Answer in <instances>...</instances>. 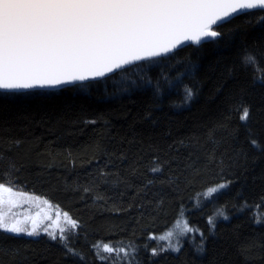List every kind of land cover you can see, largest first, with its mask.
<instances>
[{"label":"trees","instance_id":"1","mask_svg":"<svg viewBox=\"0 0 264 264\" xmlns=\"http://www.w3.org/2000/svg\"><path fill=\"white\" fill-rule=\"evenodd\" d=\"M215 30V40L97 82L0 93V173L79 222L73 253L0 231V264H111L97 258L98 241L127 249L122 264H264V222L255 220L264 213V81L244 63L252 54L264 67V11ZM177 78L190 101L166 82ZM181 217L195 233L178 252L158 249L149 237Z\"/></svg>","mask_w":264,"mask_h":264},{"label":"snow or ice","instance_id":"2","mask_svg":"<svg viewBox=\"0 0 264 264\" xmlns=\"http://www.w3.org/2000/svg\"><path fill=\"white\" fill-rule=\"evenodd\" d=\"M250 10L264 11V0H0V89L55 87L104 77L133 62L171 53L185 42L201 45L214 40L220 33L213 25L222 26L233 15ZM244 63L264 81V67L255 55H246ZM166 82L173 89L183 88L185 102L192 99V89L179 78ZM249 115L244 107L239 119L247 122ZM0 177V231L27 236L44 233L67 248L79 222L49 200L17 189L10 171ZM225 187L220 184L209 193ZM21 201L40 211L34 216L30 210L13 214ZM255 220L264 222V213ZM208 223L214 227L212 218ZM181 225L180 235L194 231L186 220H177L174 228ZM173 235L169 230L159 239ZM93 247L101 261L115 255L114 264H118L119 253L125 259L129 256L127 249L110 243L98 241ZM169 248L180 250L171 244Z\"/></svg>","mask_w":264,"mask_h":264},{"label":"rangeland","instance_id":"3","mask_svg":"<svg viewBox=\"0 0 264 264\" xmlns=\"http://www.w3.org/2000/svg\"><path fill=\"white\" fill-rule=\"evenodd\" d=\"M224 190V188L223 189H219L217 192H215V193H209V190H207V191H205L204 193H202L201 195H199L198 197H197V199L195 200V205L196 206H198V205H200V204H202V203H204V202H206V201H208V200H210L214 195H216V194H218L219 192H221V191H223ZM20 191H22V190H20ZM23 192V191H22ZM26 193V192H25ZM29 194V193H28ZM27 210H30V213H31V215H35L38 211H40V208H38V207H36L34 204H32V203H30V202H23V201H21L20 202V206L19 207H17V208H13L12 209V213L13 214H20V213H22V212H25V211H27ZM45 210H49V209H45ZM52 211V214H53V216H55V211H54V209L53 210H51ZM179 220H181V221H184V219L181 217ZM177 222V221H176ZM176 222L169 228V230H173V232H174V235L172 236V237H170V238H166V239H164V240H161V239H159V237H161V236H163L165 233H167L168 231H166L164 234H162V235H160V236H157L156 237V239H151V240H153L156 244H157V248L158 249H160V250H164V249H167V251H171V252H177V251H172L171 250V248H169V245L171 244V245H173V246H177V247H179L180 248V242L182 241V239H184L186 236H188L189 234H194L195 232V230L194 231H192V232H187V233H185V234H183V235H180V232H181V230H182V227H183V225H181V227L180 228H174V225L176 224ZM46 223H50V222H46ZM61 223H63V221H61ZM77 233V231L75 232V234ZM75 234L74 235H72L71 236V238L72 237H74L75 236ZM19 236H26V234H19ZM29 237H33V238H45V239H47V240H49V241H52V242H58L60 245H62V246H64V244H62L59 240H52V239H50L49 238V236L47 235V234H44V233H41L40 235H37V236H29ZM70 238V239H71ZM70 239H69V241H70ZM69 241L67 242V243H69ZM69 245V244H68ZM65 247V246H64ZM67 249V251L69 252V250H68V248H66ZM71 253H73V251L71 252ZM95 254H96V249H95ZM103 255H105V256H108L109 254H107V253H103ZM119 255V257H120V260H119V262H118V264H122V263H127V258L125 259L124 258V254L123 253H119L118 254ZM114 257V260H115V255L113 256ZM110 258V257H109ZM111 264H114V261L113 260H111Z\"/></svg>","mask_w":264,"mask_h":264},{"label":"water","instance_id":"4","mask_svg":"<svg viewBox=\"0 0 264 264\" xmlns=\"http://www.w3.org/2000/svg\"><path fill=\"white\" fill-rule=\"evenodd\" d=\"M252 11H255V10H250L246 13H249V12H252ZM245 12H241L239 15H242V14H246ZM239 15H233L232 18L236 17V16H239ZM231 18V19H232ZM226 23V22H225ZM216 28H218L217 25H213V29L215 30ZM218 38V37H217ZM215 38V39H217ZM214 39V40H215ZM212 41V40H210ZM206 43V42H205ZM203 44V43H202ZM199 46V45H195V44H192L191 42H185L183 45H180L178 46L176 49H174L171 53H168L164 56H160V57H152V58H148V59H145V60H142V61H136V62H133L132 64L130 65H125L123 68L121 69H117L115 70L114 72L112 73H108L106 74L104 77H98V78H95V79H88L86 81H76V82H72V83H67V84H61V85H58V86H55V87H36V88H31V89H21V90H2L0 89V93H25V92H33V91H45V92H55V91H60L62 89H65V88H68V87H71V86H74V85H80V84H87V83H92V82H97V81H100V80H103V79H106L114 74H116L117 72L125 69V68H128L130 66H133V65H136L138 63H141V62H144V61H147V60H152V59H158V58H162V57H165V56H168L170 54H172L173 52L179 50V49H182L186 46ZM27 236V235H26Z\"/></svg>","mask_w":264,"mask_h":264}]
</instances>
